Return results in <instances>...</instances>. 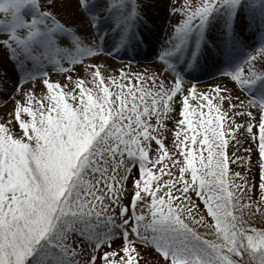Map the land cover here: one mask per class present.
I'll list each match as a JSON object with an SVG mask.
<instances>
[{
    "label": "snow or ice",
    "instance_id": "1",
    "mask_svg": "<svg viewBox=\"0 0 264 264\" xmlns=\"http://www.w3.org/2000/svg\"><path fill=\"white\" fill-rule=\"evenodd\" d=\"M9 71L0 264H264V0H0Z\"/></svg>",
    "mask_w": 264,
    "mask_h": 264
},
{
    "label": "rangeland",
    "instance_id": "2",
    "mask_svg": "<svg viewBox=\"0 0 264 264\" xmlns=\"http://www.w3.org/2000/svg\"><path fill=\"white\" fill-rule=\"evenodd\" d=\"M159 3V0H157ZM151 14L154 17V25L150 24V30L147 32L146 38L143 42L133 48V49H124L120 52L119 57H115L108 61V63L119 67L121 63L126 66L132 68L133 71L137 70H155V65L158 61L155 60V50L158 47L159 39L163 37L164 33V25L168 23L167 18L164 15L162 8H156L150 10ZM249 39H253L249 37ZM145 54L147 55L145 58H141L139 55L135 58V54ZM140 57V58H139ZM206 68L211 67L210 65L205 62ZM204 69L203 74H195L192 76L187 77L188 80L195 81L199 87H206L207 85L211 84L214 80L218 81L219 76L213 70ZM46 70L49 71L50 76H56L57 74L51 70V68H47ZM11 72L9 71L7 75L0 77L7 82V87L10 88L12 86V80L10 79ZM39 85L36 87V91L39 93ZM167 139V134H166ZM248 146V143L245 142V147ZM253 159H255V154L253 155ZM255 175V173H253ZM257 226H260L257 224ZM116 243H120L119 240H116ZM115 246V245H114ZM142 260L140 264H156V254L155 252L152 253H142Z\"/></svg>",
    "mask_w": 264,
    "mask_h": 264
},
{
    "label": "bare ground",
    "instance_id": "3",
    "mask_svg": "<svg viewBox=\"0 0 264 264\" xmlns=\"http://www.w3.org/2000/svg\"><path fill=\"white\" fill-rule=\"evenodd\" d=\"M140 56L141 58H145L147 55H145V54H141V53H138V54H135V58L137 57V56ZM139 57V58H140ZM204 69L205 68H196V69H190L189 71L192 73L190 76H192V75H195V74H203V72H204ZM206 69H209V70H212V67H209V68H206Z\"/></svg>",
    "mask_w": 264,
    "mask_h": 264
}]
</instances>
